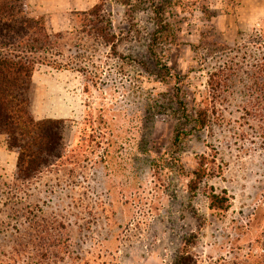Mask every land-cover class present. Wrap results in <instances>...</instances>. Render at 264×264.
<instances>
[{
    "label": "rangeland",
    "instance_id": "374dc122",
    "mask_svg": "<svg viewBox=\"0 0 264 264\" xmlns=\"http://www.w3.org/2000/svg\"><path fill=\"white\" fill-rule=\"evenodd\" d=\"M238 3L82 0L104 35L71 11L45 45L61 68L37 64L31 93L37 117L71 120L67 156L25 182L1 169L0 264H264V9L234 20ZM153 4L168 29L156 43ZM202 156L191 195L176 160L190 172Z\"/></svg>",
    "mask_w": 264,
    "mask_h": 264
},
{
    "label": "trees",
    "instance_id": "16d2710c",
    "mask_svg": "<svg viewBox=\"0 0 264 264\" xmlns=\"http://www.w3.org/2000/svg\"><path fill=\"white\" fill-rule=\"evenodd\" d=\"M156 30L152 34V41L157 42L164 36L167 24L163 19V6L152 5ZM101 8L95 4L91 8L78 12L82 25L91 26L90 30L98 35L107 33L106 28L100 26ZM59 36L60 34H54ZM51 35L43 16L30 15L27 0H0V136H4L7 149L16 153L14 178L16 181H29L55 164H62L67 156L68 145L66 133L71 120L67 118H37L31 111L32 76L37 64H47L61 68L55 60L46 56L45 45L49 44ZM151 54L156 57L154 44L150 46ZM158 59V58H157ZM162 70L164 64L158 60ZM264 72V68H260ZM223 72L211 74L210 84L213 88L221 84ZM181 116L187 118L182 104ZM207 115L204 110H197L194 118V128L206 125ZM188 133L178 130L174 134L172 145L179 149L183 135ZM178 163L177 173L189 178L187 191L194 195L199 183L208 174L206 158L201 157L199 166L186 172ZM207 198L209 206L219 211H226L229 207L225 191L216 193L211 191ZM172 264H184L183 256Z\"/></svg>",
    "mask_w": 264,
    "mask_h": 264
},
{
    "label": "crops",
    "instance_id": "0c3cea01",
    "mask_svg": "<svg viewBox=\"0 0 264 264\" xmlns=\"http://www.w3.org/2000/svg\"><path fill=\"white\" fill-rule=\"evenodd\" d=\"M82 0H27L29 12L32 16H44L47 23L48 32L52 35V32H58L61 34L62 32H66L69 30V24L66 20H68L69 16L73 17L71 14L72 10L79 11V10H86L79 9L77 6L81 3ZM92 0H87V3L91 2ZM264 9V0H239V3L235 9V14L232 15L233 19L235 17L237 19V15L249 13V14H259L261 13L260 10ZM56 33V34H58ZM47 65V64H45ZM48 66V65H47ZM51 66V65H49ZM52 68L53 67L51 66ZM32 90L35 86V79H34V72L32 76ZM31 90V93H32ZM31 111L32 109V102H31ZM35 117H37L36 113L33 112ZM40 116V115H39ZM50 117L51 116H45ZM44 116H40L37 118H45ZM65 118V117H62ZM15 163H16V153L9 151L6 146L4 136H0V171L3 167H6L5 171H1V173L8 172L12 173L15 171Z\"/></svg>",
    "mask_w": 264,
    "mask_h": 264
}]
</instances>
